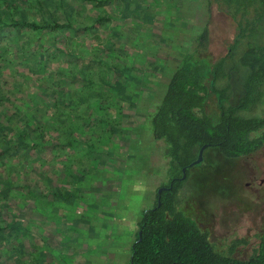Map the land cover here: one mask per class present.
<instances>
[{
	"label": "rangeland",
	"instance_id": "1",
	"mask_svg": "<svg viewBox=\"0 0 264 264\" xmlns=\"http://www.w3.org/2000/svg\"><path fill=\"white\" fill-rule=\"evenodd\" d=\"M41 1L50 10L63 5V12L79 25L93 22L92 4ZM132 1L106 0L95 9L107 19L92 30L68 32V36L58 33L67 41L68 54L64 55L54 56L50 45L46 44L45 50L35 45L37 36L45 39L48 33L39 35L29 29L0 32V64L4 65L0 78L4 75L11 82V86L0 88V102L13 108L5 127L17 129L37 115L50 128L46 107L32 104L36 85L43 84L51 92L67 83L66 90L56 92L62 97L61 113L55 117L61 119L56 123L57 136L62 142L66 137L75 140L69 147L65 143L52 151L41 150L26 166L17 164L20 156L5 165L17 177L23 168L30 171L38 166L57 174L62 184H72L67 188L68 197L34 203L43 217L32 224L40 237L30 239L39 260L13 253L16 264H128L141 212L169 182L163 153L167 147L153 139L151 118L177 67L181 47L184 54L195 49L196 38L207 22V54L216 61L226 54L232 35L239 33L215 8L208 18L213 0H162L163 9L158 5L161 0ZM168 4L172 14L167 17L163 10ZM19 9L20 16L29 20L47 17L32 6ZM112 29L120 34L116 42ZM19 43L22 50L15 56L14 45ZM103 44L105 51L100 47ZM74 74L79 75L75 80L71 78ZM262 115L264 102L255 112V116ZM49 132L55 135L52 129ZM215 151L205 150L203 162L190 170L180 203L187 198L194 211L202 214L203 227L218 247L244 240L246 243L235 246L234 256L245 259L264 228V183L260 184L264 181V147L237 159L224 158ZM42 175L43 180L35 173L36 183L47 182L46 173Z\"/></svg>",
	"mask_w": 264,
	"mask_h": 264
},
{
	"label": "trees",
	"instance_id": "2",
	"mask_svg": "<svg viewBox=\"0 0 264 264\" xmlns=\"http://www.w3.org/2000/svg\"><path fill=\"white\" fill-rule=\"evenodd\" d=\"M105 1L81 0L82 4L94 6L90 10L93 22L85 26L73 22L70 15L63 12L62 4L50 10L47 3L41 0H35L33 4L29 0H0V32L29 29L39 35L48 33L45 39L37 36L35 45L39 49L50 45L54 56L68 54L66 38L58 33L68 36V32L92 30L107 19L95 9V5L102 6ZM139 1L142 0L132 2L139 4ZM213 1V6L207 11L208 18L211 9L215 8L232 22L233 28H238L239 33L237 36L232 35L226 54L216 61H212L207 54V22L196 38L194 51L184 54L181 47L177 67L151 118L153 139L163 141L167 147L163 153L169 182L164 185L166 190L160 194L156 192L153 204L142 210L128 264H264V228L256 236L257 243L252 254L240 259L234 256L235 246L246 243L244 240L235 244L233 242L227 248L218 247L210 240L202 219L185 211L192 205L188 201L180 203L179 199L190 170L195 167L188 166L197 158L202 146H207L205 150L215 149V152L228 159L248 156L264 147V115L255 116L258 105L264 102V0ZM162 3L161 0L158 4L160 9H163ZM23 6L35 7L42 17L44 14L47 17L41 21L23 18L19 9ZM169 7V4L165 5L163 10L167 17L172 14L167 10ZM112 32L116 36L114 42L118 41L119 32L115 29ZM104 45L100 47L105 51ZM21 50V43L14 45L15 56ZM44 60L45 57L41 56L40 61ZM3 66L0 64V70ZM56 67L54 65L53 68ZM76 76L79 75L74 74L71 78L75 80ZM62 81L66 82L64 79ZM65 85H58L51 92L43 84L36 85V98H33L32 104L46 107V115H51L50 128L37 115H32L29 123L27 120V124L17 129L5 127L13 108L8 103L0 102V264H16L13 253L38 262L36 247L30 243V239L40 237L32 224L35 218L43 217L42 213H37L34 203L38 200L50 203L53 198L69 196L67 188H70L71 182L62 184L55 176L57 174L49 170L38 166H33L30 171L23 168L17 177L15 172L13 175L5 167L10 160L14 162L19 156L21 158L17 164L26 166L29 160H35L41 150L52 151L62 144L67 143L69 147L75 142L70 137L62 142L61 137L57 136L56 123L61 119L55 117L61 113L59 103L62 97L56 92L64 90ZM4 86H11V82L3 75L0 88ZM51 129L55 131L54 136H50ZM64 163L60 164L62 172ZM183 168L186 170L182 179ZM35 173L41 176V180L44 179L42 174L46 173L47 182L36 183L33 179Z\"/></svg>",
	"mask_w": 264,
	"mask_h": 264
},
{
	"label": "water",
	"instance_id": "3",
	"mask_svg": "<svg viewBox=\"0 0 264 264\" xmlns=\"http://www.w3.org/2000/svg\"><path fill=\"white\" fill-rule=\"evenodd\" d=\"M206 145H204V146H202L200 149H199V152H198V155H197V158L194 160V161H192L190 164H189V166L188 167H193V166H196V165H199L202 161H203V153H204V150L206 149ZM185 170H186V168H183L182 169V173H183V175H182V179L185 177ZM164 190V188H160L158 191H157V193L158 194H160L162 191ZM159 205V204H158ZM138 236H139V239H140V236H141V232H139L138 233Z\"/></svg>",
	"mask_w": 264,
	"mask_h": 264
},
{
	"label": "flooded vegetation",
	"instance_id": "4",
	"mask_svg": "<svg viewBox=\"0 0 264 264\" xmlns=\"http://www.w3.org/2000/svg\"><path fill=\"white\" fill-rule=\"evenodd\" d=\"M264 183L263 180L260 181V184ZM249 185V184H248ZM187 201V198H186ZM185 211H189V213L191 212L193 214V216H197L198 219H201L202 214L196 213L193 209V207H187Z\"/></svg>",
	"mask_w": 264,
	"mask_h": 264
}]
</instances>
